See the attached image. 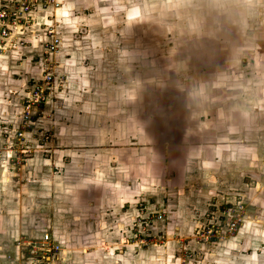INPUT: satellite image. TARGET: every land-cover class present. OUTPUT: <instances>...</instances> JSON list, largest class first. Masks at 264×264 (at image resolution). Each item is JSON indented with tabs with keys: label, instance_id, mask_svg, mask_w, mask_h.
<instances>
[{
	"label": "rangeland",
	"instance_id": "obj_1",
	"mask_svg": "<svg viewBox=\"0 0 264 264\" xmlns=\"http://www.w3.org/2000/svg\"><path fill=\"white\" fill-rule=\"evenodd\" d=\"M91 1L97 2L0 0V12L14 6L19 17L17 25L6 26L11 29L7 41H1L0 36V58L10 62L4 65L5 83L0 81V176L5 166L13 184L7 204L0 210L5 211L11 203L12 211L21 200L22 191H18L29 182L21 178L26 158L35 150L46 155V146H56L53 131L44 129L39 120L47 102L73 86L69 71L76 59L86 70L83 77L89 85L99 86L102 96L97 99L106 97L96 110L98 118L101 112L124 109L113 103L114 98L122 100L124 106L131 104L135 112L129 121L125 116L110 117L114 121L107 129L112 137L105 147H119L123 153L126 150L118 135L132 131L128 140L133 142L135 165L141 170L136 174L145 176L147 168L151 177L164 171L163 185L155 182L160 186L161 205L139 201L142 219L137 215L132 219L128 248L177 249L173 255L176 264H202L209 252L224 264H238L234 262L236 255H246L255 248L258 259L264 258V146L254 143L255 134L264 132V86L261 70L252 60L256 52L264 51V13L259 9L263 4L255 0H99L101 5L85 10L84 16L82 11ZM73 3L75 10L68 11L72 22L63 14L57 21L59 10ZM28 4L30 13H21L20 8ZM82 16L84 20H80ZM42 30V42L30 43L29 37ZM86 33L102 39L103 48L97 52L102 62L94 63L93 74L88 73L89 63L97 50L93 51L84 37L79 38ZM254 45L257 50L250 48ZM29 46L40 53L35 62L39 72L18 86V66L25 59L18 61V51ZM24 70L28 67L19 71ZM37 86L51 90L44 95L45 104L28 109V92ZM245 114L249 121L257 118L246 122ZM136 115L145 119L139 122ZM247 133L249 137H244ZM140 134L143 140L137 137ZM115 156L119 159L121 154ZM160 156L164 165L157 163ZM149 158L150 166L145 167L143 162ZM23 194L28 202L17 205V213L10 212L18 218L7 219L8 227L18 226V237L11 234V241L25 261L57 262L59 246L53 242L44 245L31 233L41 225L35 213L43 204H33L35 196L27 190ZM169 206L171 212L176 210L173 218ZM46 213L45 209L41 214ZM55 222L64 226L63 219ZM233 223L237 229L231 232ZM148 226L157 234L145 231ZM245 239L260 241L259 246L248 247L246 243L244 247ZM228 243L242 244L240 253L233 245L226 250ZM29 250L35 251L34 255Z\"/></svg>",
	"mask_w": 264,
	"mask_h": 264
},
{
	"label": "crops",
	"instance_id": "obj_2",
	"mask_svg": "<svg viewBox=\"0 0 264 264\" xmlns=\"http://www.w3.org/2000/svg\"><path fill=\"white\" fill-rule=\"evenodd\" d=\"M255 1L258 4L262 3L264 6V0ZM83 5L84 2H82V7ZM96 5H101V2L99 0L97 2L91 1V4L82 11L84 16L86 14L85 10H91ZM76 6L78 7L79 4L76 3ZM263 6H259V9L264 13ZM69 10H75L74 3L69 8L65 7L59 10L57 21L62 18L63 14L65 18L72 22L73 18L70 16L71 11L68 12ZM84 16L80 20H84ZM40 22H43V19ZM43 31L35 37H29V42L37 41L41 43L44 38ZM90 35L86 33L88 37L81 36L79 38L84 37L85 43L91 44L93 51L97 50L95 54L91 55L92 61L89 63L90 70L88 73L93 74L95 72H93L94 63L102 62L97 52L103 46L101 38L90 37ZM60 38L62 39L61 36ZM259 46L262 47L263 43H259ZM250 48L257 50L258 46L254 45ZM33 49L29 46L18 51V61L23 57L25 58L21 61L23 66H18V86L25 85L26 81L31 80L30 77L39 72V67L35 62L40 53ZM19 54L22 55L19 56ZM252 60L255 62V68L261 70L259 71V74L262 75L260 78L263 79L261 86H264V51L256 52ZM73 61L75 62L74 68L69 71L73 86H68V89L62 90L59 96H55L53 101H48L42 110V118L39 120L44 129L49 128L50 131H53L52 134L54 138L56 137L57 144L56 146H46L44 149L46 155H42L35 150L33 155L26 158V161L21 165L24 168L22 172L24 175H21V178H25V180L27 178L29 182L26 183L25 188L21 187L18 191H22L21 200L18 204H14L15 209L12 211H9L11 203L5 211L0 210V264H36L34 261L23 260L18 246H15L11 241V238H13L11 234L18 237V226L12 228L8 227L7 224L8 218H18L17 215L16 217L10 215V212L15 211L17 213L19 209L17 205L20 206L22 201L24 203L28 202V198L23 196L25 190L35 196L33 204H43L41 209H36L35 214H37L36 217L39 218L41 225L31 230L33 238L40 239L43 243L46 242L50 245L53 242L59 246L61 251L56 256L57 262L53 261L50 264H176V257H173V255L177 252V249L174 252V249L172 250L169 247L152 246L139 251L128 248L129 244L126 239L130 237L131 225L134 224L132 219L135 215L142 219L139 216L141 213L138 208L139 201L154 202L153 207L161 205L162 196L159 197V187L163 185L164 177H162V174L164 171L153 177L150 175V168H147L145 176L143 173L136 174L141 170L136 168L135 147L133 142L128 140L133 137L132 131L127 130L125 133L121 132V135H118L123 142L122 149L126 150L123 153L119 151V147L113 149L110 148V145L108 148L105 147L106 141L109 143L112 137L110 130L107 129L114 121L110 117L120 119V117L125 116L127 121H129V118L134 119L132 115L135 112L131 111L133 106L129 103L124 106L122 100L114 98V100L112 99L113 103L124 109H115L111 113L108 112L109 114L101 112L98 118L96 116L97 109L106 97L97 99L98 96H102L99 86H90L91 83L87 81L86 77H83L86 70L82 69L76 59H73ZM7 63H10L7 59L0 58V81L3 84L5 83L3 73H6L4 65ZM67 63H70V60ZM21 67H28V71H19ZM95 69L98 70V68ZM30 71L34 72L31 73ZM8 80L13 82L11 79ZM14 83L17 82L14 81ZM127 90L131 89L127 88ZM127 90L125 89L126 92ZM136 117L139 122L145 119L142 115H136ZM244 118L246 122H252L257 117L249 121L247 114H245ZM46 119L47 121H45ZM107 119L110 120L109 125L105 126V123L108 122ZM257 121L256 125H259ZM44 122L47 123V126ZM243 124L246 125L245 122ZM263 134L264 132L256 133L254 143L264 146ZM142 135L140 134L137 137L141 138ZM249 135L247 133L244 137H249ZM141 139L143 140L144 137ZM115 143L118 144L117 141ZM32 148L36 149L34 146ZM117 153L121 154L119 159L115 156ZM119 160L121 164H118L117 161ZM150 163L149 158L143 162V165L149 167ZM157 163L158 165L163 164L161 156ZM2 169L0 200L3 198V202L0 201V206L7 204L9 200L8 192L13 191L10 173L4 170L5 166ZM143 170L145 171L144 168ZM18 171L20 172V170ZM155 182H159L161 185L158 186ZM159 198L161 199L158 200ZM25 206L28 205L25 204ZM45 209L47 213L42 215L41 213H44ZM169 209H171L170 206L168 207L169 216L173 218V214L175 217L176 210L171 212ZM261 214L262 212H260ZM141 215L144 217L149 216L145 213ZM57 218L63 219L64 226L56 224ZM1 220H4L3 224ZM53 220H55L54 223ZM144 230L148 233L151 231L153 234H157V230H151L149 226ZM173 231L178 232L176 227ZM243 231L244 229L241 231L243 237L247 236ZM179 232L182 233L180 229ZM254 235L257 236L256 232ZM259 243L260 241L257 243L254 241L247 242L245 239L244 247L245 244L248 247H251V245L259 246ZM229 245L235 246L236 252L240 253L242 244H225L226 250ZM192 249L195 251L194 248ZM258 252L255 248V250L251 249V253L246 255H236L234 262H239L238 264H264V258L258 259ZM245 256L248 259H244ZM222 260L214 259L209 252L208 259L205 258L202 264H224L221 262ZM232 263L229 262V264Z\"/></svg>",
	"mask_w": 264,
	"mask_h": 264
},
{
	"label": "built area",
	"instance_id": "obj_3",
	"mask_svg": "<svg viewBox=\"0 0 264 264\" xmlns=\"http://www.w3.org/2000/svg\"><path fill=\"white\" fill-rule=\"evenodd\" d=\"M14 8V6H13ZM13 8L11 7L10 10L8 11H2L0 12V36H1V41H7L9 32L11 31V29L7 28V25H11V24H16L18 23L19 17L16 13L15 10H13ZM21 13H26L29 12L30 13V5L28 4V6H22L20 8ZM52 49H54V47H52ZM49 79V78H48ZM38 90V92L36 91ZM49 86L47 87H43V86H38L36 89H34L33 91H29L28 92V97L26 102V107L28 109H33L35 108L36 105L39 104H45V93L49 92ZM21 137V135H20ZM237 229V223H233L232 227H231V232L236 231ZM43 244V243H42ZM48 243L44 242V245H47ZM31 244H29L28 246L30 247ZM56 249H58V247H56ZM30 255H34L35 251L29 250Z\"/></svg>",
	"mask_w": 264,
	"mask_h": 264
},
{
	"label": "snow or ice",
	"instance_id": "obj_4",
	"mask_svg": "<svg viewBox=\"0 0 264 264\" xmlns=\"http://www.w3.org/2000/svg\"><path fill=\"white\" fill-rule=\"evenodd\" d=\"M65 15H67V13H65Z\"/></svg>",
	"mask_w": 264,
	"mask_h": 264
}]
</instances>
